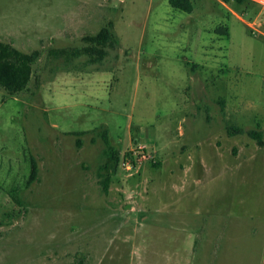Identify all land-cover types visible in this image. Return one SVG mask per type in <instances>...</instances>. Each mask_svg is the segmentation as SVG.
Masks as SVG:
<instances>
[{
	"label": "rangeland",
	"instance_id": "374dc122",
	"mask_svg": "<svg viewBox=\"0 0 264 264\" xmlns=\"http://www.w3.org/2000/svg\"><path fill=\"white\" fill-rule=\"evenodd\" d=\"M191 3L0 0V41L39 53L0 88V264H209L230 222L232 264H264V144L226 130L264 141V15ZM109 24L101 63L50 55Z\"/></svg>",
	"mask_w": 264,
	"mask_h": 264
},
{
	"label": "trees",
	"instance_id": "16d2710c",
	"mask_svg": "<svg viewBox=\"0 0 264 264\" xmlns=\"http://www.w3.org/2000/svg\"><path fill=\"white\" fill-rule=\"evenodd\" d=\"M228 4L235 2L237 4H243L245 8H253V13L256 14L259 11V6L249 0H221ZM169 4L184 12L192 11L191 0H168ZM111 24L108 27L101 28L95 35L88 36L85 39L88 45L81 48H73L70 50H50V55L53 57L64 56L66 59L79 57L86 55L92 63H101L106 56L105 47H112L116 43V39L110 29ZM38 51H32L30 53H24L9 43L0 41V88L6 91L10 95H14L24 91L32 76V66L38 59ZM227 134L229 136L237 134H245L256 142L258 146H263V133L259 129L245 130L240 127H228ZM86 132H75V135H82ZM105 149L104 154L109 156L114 162L118 161V152L111 146L108 133L105 129L99 132ZM80 144V140H78ZM106 167V166H105ZM36 164L32 162L30 178L27 183H31L36 178ZM110 179L106 176L102 180V190L104 193L108 192V183ZM76 264H82L79 260Z\"/></svg>",
	"mask_w": 264,
	"mask_h": 264
},
{
	"label": "crops",
	"instance_id": "0c3cea01",
	"mask_svg": "<svg viewBox=\"0 0 264 264\" xmlns=\"http://www.w3.org/2000/svg\"><path fill=\"white\" fill-rule=\"evenodd\" d=\"M220 225H221V223H220ZM223 225H224V223H223ZM225 225H226V227H224V229H225L226 234H227L226 235V240H225V243H224L225 244V248L222 249V250H219V251H221V253L219 251H215V253H214V258H215L214 263H213V259H212V262L209 263V264H215V261H219V260H221V262H223L224 259H226V263L224 261V264H232V262H233L234 255H233V251L231 249H232V247L234 245V240H233L234 232H232V230H233V226H235L236 223L230 222V223H226ZM222 229H223V227H222Z\"/></svg>",
	"mask_w": 264,
	"mask_h": 264
},
{
	"label": "built area",
	"instance_id": "2783aa9c",
	"mask_svg": "<svg viewBox=\"0 0 264 264\" xmlns=\"http://www.w3.org/2000/svg\"><path fill=\"white\" fill-rule=\"evenodd\" d=\"M249 1L254 2V3H257L260 6L259 11L254 15L253 22L251 23V24H256V19L257 18H260L261 16L264 15V0H249ZM252 28L255 31H259V30H257V28L254 25H252Z\"/></svg>",
	"mask_w": 264,
	"mask_h": 264
}]
</instances>
